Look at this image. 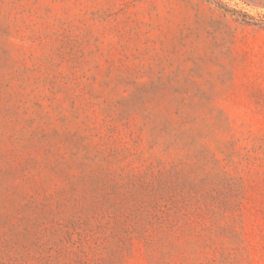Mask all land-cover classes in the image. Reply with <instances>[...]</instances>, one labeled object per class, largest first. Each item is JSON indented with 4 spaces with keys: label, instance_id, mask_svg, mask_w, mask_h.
Instances as JSON below:
<instances>
[{
    "label": "rangeland",
    "instance_id": "374dc122",
    "mask_svg": "<svg viewBox=\"0 0 264 264\" xmlns=\"http://www.w3.org/2000/svg\"><path fill=\"white\" fill-rule=\"evenodd\" d=\"M0 264H264V0H0Z\"/></svg>",
    "mask_w": 264,
    "mask_h": 264
}]
</instances>
